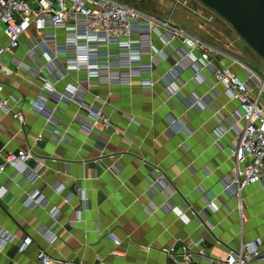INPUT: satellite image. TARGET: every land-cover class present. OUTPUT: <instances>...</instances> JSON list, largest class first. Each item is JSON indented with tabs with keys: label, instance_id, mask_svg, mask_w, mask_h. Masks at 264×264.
I'll return each mask as SVG.
<instances>
[{
	"label": "crops",
	"instance_id": "1",
	"mask_svg": "<svg viewBox=\"0 0 264 264\" xmlns=\"http://www.w3.org/2000/svg\"><path fill=\"white\" fill-rule=\"evenodd\" d=\"M57 34L63 38L62 32ZM205 41L220 51L214 53L219 64L246 76L236 59L254 71L240 39ZM26 51L24 43L3 56L9 73L0 71V83L13 103L19 99L15 109L23 111L24 122L0 111V154L31 148L28 164L39 176L28 181L11 168L0 174V190L7 188L0 195V232L13 238L0 249V264H41L39 250L75 264H175L162 251L172 245L188 246L195 254L202 249L206 255L198 259L200 264H226L222 259L230 249L264 235V179L239 196L225 187L232 168L227 145L234 143L238 129L233 114L238 103L221 86L209 90L214 80L210 71L196 78L194 66L186 67L179 96L170 95L174 86L158 81L173 57L155 66L151 88L140 85L139 76L130 87L88 86L85 101L101 106L111 124L86 135L81 125L90 118L88 109L58 102L45 86L48 70L37 69L48 54L39 48L32 59ZM78 78L83 75L71 71L55 81V91L72 93ZM35 100L45 103L44 113L31 108ZM39 133L43 136L37 140ZM59 183L65 185L63 193L54 190ZM37 191L48 205H23L24 197ZM79 214L82 219L76 221ZM201 219L213 228L200 224ZM47 231L55 235L53 242ZM110 232L121 240L123 256L111 254ZM25 235L33 244L19 252L17 244Z\"/></svg>",
	"mask_w": 264,
	"mask_h": 264
},
{
	"label": "built area",
	"instance_id": "2",
	"mask_svg": "<svg viewBox=\"0 0 264 264\" xmlns=\"http://www.w3.org/2000/svg\"><path fill=\"white\" fill-rule=\"evenodd\" d=\"M32 29L34 35L30 36ZM58 32L63 33V38L58 37ZM24 43L27 45L26 53L32 59H35L34 55L39 48L48 54L47 61L37 65V69L40 72L45 68L48 70L45 86L57 94V101L75 102L80 108L88 109L90 118L81 125L86 135L98 128L108 129L111 124L108 114L101 106L85 101L84 93L88 86L130 87L134 78L139 76L140 85L151 88L155 85V66L173 57L174 61L159 76L158 81L174 86L170 95L179 96L186 83L180 82L179 78L186 67L194 66L196 78L202 76L205 70L210 71L214 80L210 82L209 90L213 91L216 86H221L228 93L229 99L238 103V109L233 113L238 129L234 143L227 145L232 168L227 175L225 187L234 189L239 196L246 186L263 182L264 76L236 59L233 60L242 66L246 76L233 71L229 65L219 64L214 60V53H220L219 50L173 22L170 17H161L118 0H0L1 72L9 73L2 65L3 56ZM12 60L18 66L22 64ZM71 71L83 75L73 85V92L67 94L55 91V81L65 78ZM143 73L149 75L142 77ZM53 78L54 81H51ZM81 83H85L87 88ZM14 100L15 103L4 94V86L0 83V111L23 123V111L15 109L19 99ZM31 108L38 113L46 111L45 103L40 100L32 102ZM47 121L50 122L49 119ZM53 131L58 132L54 127ZM42 136L39 133L36 139L40 140ZM32 155L31 148L0 154V174L11 168L16 176L34 181L39 176V170H33L28 164ZM97 161L101 163V159ZM105 169L111 168L105 166ZM164 177L165 174L162 173L160 178ZM54 190L63 193L66 188L63 183H59ZM5 193L6 186L0 190V195ZM22 202L26 206L48 205V200L41 191L27 194ZM207 205L214 209L213 200L207 201ZM178 215L183 216L181 211H178ZM240 218H245L243 212H240ZM81 219L79 214L76 221ZM200 224L213 228L208 221L202 219ZM46 235L50 242L56 238L48 231ZM108 236L114 244L111 254L123 256L124 251L119 248L121 240L111 232ZM12 239L6 231L0 232V249ZM202 240H196L195 245H200ZM32 244L33 238L25 235L17 244V249L24 252ZM162 251L175 264H200L198 259H204L206 255L202 249L195 254L184 245L180 249L174 245L164 247ZM36 256L41 264H75L70 260L53 258L43 250H39ZM193 260L196 262L192 263ZM222 262L264 263V235L230 249Z\"/></svg>",
	"mask_w": 264,
	"mask_h": 264
},
{
	"label": "rangeland",
	"instance_id": "3",
	"mask_svg": "<svg viewBox=\"0 0 264 264\" xmlns=\"http://www.w3.org/2000/svg\"><path fill=\"white\" fill-rule=\"evenodd\" d=\"M133 4L140 9L161 16L170 17L173 22L199 35L201 38L220 44L233 38L246 49V59L254 71L264 76V60L238 35L231 24L215 10L200 0H118ZM256 69V70H255ZM256 71V72H257ZM257 72V73H258Z\"/></svg>",
	"mask_w": 264,
	"mask_h": 264
},
{
	"label": "water",
	"instance_id": "4",
	"mask_svg": "<svg viewBox=\"0 0 264 264\" xmlns=\"http://www.w3.org/2000/svg\"><path fill=\"white\" fill-rule=\"evenodd\" d=\"M228 21L264 60V0H200Z\"/></svg>",
	"mask_w": 264,
	"mask_h": 264
}]
</instances>
